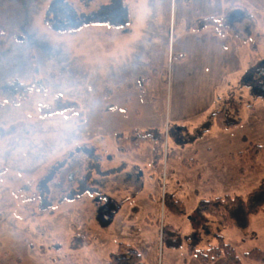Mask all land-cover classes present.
Returning a JSON list of instances; mask_svg holds the SVG:
<instances>
[{
    "label": "rangeland",
    "instance_id": "rangeland-1",
    "mask_svg": "<svg viewBox=\"0 0 264 264\" xmlns=\"http://www.w3.org/2000/svg\"><path fill=\"white\" fill-rule=\"evenodd\" d=\"M182 1L0 0V84L50 82L46 95L0 109V264H107L121 243L145 264H185L190 245L220 237L244 264H258L243 255L264 250V213L243 221L239 206L225 227L199 207L226 196L245 202L264 188V150L247 152L264 147V95L246 82L264 60V39L254 53L187 40L180 59L186 20L206 3ZM241 3L264 35V0ZM119 9H129V35L106 23ZM222 107L231 129L215 125ZM133 130L160 136L162 149L122 153L115 136ZM75 162L87 180L82 192L63 193L56 173ZM165 195L182 200L185 215L168 212ZM106 199L116 205L108 225L98 208ZM174 224L177 252L162 242L161 229Z\"/></svg>",
    "mask_w": 264,
    "mask_h": 264
},
{
    "label": "trees",
    "instance_id": "trees-1",
    "mask_svg": "<svg viewBox=\"0 0 264 264\" xmlns=\"http://www.w3.org/2000/svg\"><path fill=\"white\" fill-rule=\"evenodd\" d=\"M222 3L224 10L220 17L197 20L192 23L188 31L199 33L212 28L218 36L230 38L237 48L247 46L251 53L256 52L258 40L260 37L264 39V35L260 34L253 13L239 0H222ZM49 89L50 82L47 79L34 80L30 83H23L18 79L2 82L0 84V109L5 105L18 107L20 104L26 102L31 94L46 95ZM213 113L215 125L218 129L228 130L231 129V125H234V123L229 122L226 107L225 109L222 107ZM115 141L117 148L124 154L134 153L146 144L151 145L154 148V154H156L157 151L162 149L164 144V140L160 136L140 130H133L127 135H116ZM263 150V146L252 144L247 152L250 151L252 156H256ZM237 155L234 154L233 157H237ZM164 206L168 209V212L175 216L185 215V203L175 195H165ZM237 207H239L238 212H241L243 215V221L247 220L248 217L264 213V188L254 190L245 202L240 201L238 198L232 199L228 196L203 201L199 207V216L205 214L211 215L218 219L225 227H231L235 223L233 217L235 216L234 211L236 212ZM197 222L205 223L206 220L202 218L198 219ZM162 242L169 250H180L183 246L181 228L172 225L163 226ZM187 254L190 257H194L199 264H216L219 261L221 262L220 264H244L236 249L226 243L222 237L219 238L216 245H211L205 249L196 248L192 244L188 247ZM243 256L258 264H264V250L253 249ZM107 264L145 263L135 248L121 243L117 250L111 254L110 261Z\"/></svg>",
    "mask_w": 264,
    "mask_h": 264
},
{
    "label": "crops",
    "instance_id": "crops-1",
    "mask_svg": "<svg viewBox=\"0 0 264 264\" xmlns=\"http://www.w3.org/2000/svg\"><path fill=\"white\" fill-rule=\"evenodd\" d=\"M182 2H183V5L187 7V9H189V7H191V5H192V0H183ZM193 2H194V0H193ZM196 2H197V6H198V4H199L198 0H196ZM240 2H241V0H240ZM198 9H200V11H201V13L198 14V16L195 15L192 18H189L188 20H186L184 33L181 35L182 37L180 38V44L178 45V47H179L178 53L179 54L177 55V57H179L180 59H183L185 57L186 51L184 50L182 43L184 41H187V40H190V41L191 40L192 41L200 40V42L202 40L204 43L203 45H205V44L210 45L212 43V41H214L216 44H219V45L225 46L227 44H230V46L236 47L230 38L218 36L212 28H208V29H206L202 32H199V33H193V32L188 31V29L190 28L192 23L197 21V20L207 19V18H211V17H220L223 13V10H224L222 0H206V3L204 5H201ZM129 14H130L129 9H119V10H117V13L115 12L112 15V17L114 19L109 20L106 23L115 30L116 29H120V30L123 29L122 34L129 35L130 31L127 29L128 23L131 22L130 20H128ZM233 154H234L233 152L228 153V155L226 154V157H228L230 159ZM196 157L197 156H195V158ZM193 162H195V160H193ZM114 214H115V212H114ZM113 217H114V215H112V217L109 219L111 222L113 221ZM172 226L177 227L175 224ZM173 252H175V251H173ZM141 257H142V255H141ZM185 264H199V262L194 257H191V260L185 262Z\"/></svg>",
    "mask_w": 264,
    "mask_h": 264
},
{
    "label": "flooded vegetation",
    "instance_id": "flooded-vegetation-1",
    "mask_svg": "<svg viewBox=\"0 0 264 264\" xmlns=\"http://www.w3.org/2000/svg\"><path fill=\"white\" fill-rule=\"evenodd\" d=\"M111 6L113 5H109L106 9H111ZM248 81L252 87V90L256 91L258 94L264 95V60L258 63L256 67H253L252 72L246 77V82ZM73 166L74 167H72L66 174L61 170L56 173V176L59 180L58 184H56V188H58L63 193H68L71 191L78 194L80 191L82 192L83 184L87 180L86 177L80 178L81 175L80 171H78V162H75ZM98 208L101 212V215L104 216L107 221L112 217V214L116 209V205L113 200L106 199L104 202L99 204Z\"/></svg>",
    "mask_w": 264,
    "mask_h": 264
},
{
    "label": "water",
    "instance_id": "water-1",
    "mask_svg": "<svg viewBox=\"0 0 264 264\" xmlns=\"http://www.w3.org/2000/svg\"><path fill=\"white\" fill-rule=\"evenodd\" d=\"M99 220L102 224L108 225L111 221H106L105 217L101 215V212L99 211Z\"/></svg>",
    "mask_w": 264,
    "mask_h": 264
}]
</instances>
